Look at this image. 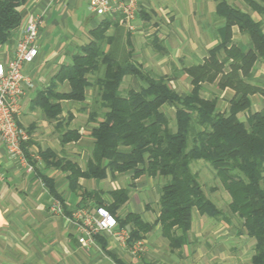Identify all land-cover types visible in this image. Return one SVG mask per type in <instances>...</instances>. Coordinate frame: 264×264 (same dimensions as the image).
<instances>
[{
  "label": "crops",
  "instance_id": "obj_1",
  "mask_svg": "<svg viewBox=\"0 0 264 264\" xmlns=\"http://www.w3.org/2000/svg\"><path fill=\"white\" fill-rule=\"evenodd\" d=\"M221 1L137 0L134 30L129 31L120 23L119 16H114L108 18L113 24L107 35L115 37L114 47L119 54L129 52L131 61L141 70L166 76L170 87L183 97L192 89L191 78L185 70L202 65L209 52L222 42L224 21L216 12ZM224 1L249 15L254 22H261L264 32V16L253 11L243 0ZM82 5L89 17L84 21L85 29L77 33L70 26L71 21L77 20L76 12ZM21 14L20 26L11 31L6 43L0 44V62L12 55L19 29L36 16L42 17L38 57L25 70V75L33 83V88L22 101V110H28L29 115L23 116L21 110L22 115L18 118L19 124L30 131L26 150L36 170L27 171L3 148L0 149V171L4 176L0 182V264H251L253 247L250 256L245 258V246L239 249L236 244L237 220L229 213V223H226L194 210L189 243L179 250L169 248L159 226L139 240L143 243L142 251H134L137 241L130 240L128 227H118V230L127 232V240L116 232H102L94 237L93 244L88 243L82 230L81 216L94 215L99 206L94 198H84V193H99L103 201L101 207L107 209L111 203L109 192L127 188L133 183L127 202L117 209L114 217L122 219L127 214H136L143 222L154 224L158 216L159 187L156 189L153 183L148 182L152 178L140 177L132 182L131 174H124L108 175L103 180L80 179L79 190L73 192L67 180L68 172L47 167L38 153L51 150L56 159L76 163L84 169L93 145L91 129L102 120L105 109H100L95 76H90L91 85L85 91L83 102L60 101L62 112L59 119L64 122L63 128L76 130L79 135L77 141L62 145L56 122L47 121L40 109H31L30 103L37 91L49 85L61 66L71 64L79 48L90 42L89 32L104 18L90 13L87 0H24ZM231 43L246 50L249 40L237 27H232ZM104 50H109V46ZM252 77L264 79V63H255ZM128 89L140 91L141 83L133 76L125 77L120 91L125 93ZM58 90L66 92L69 87L63 83ZM89 91L91 95L87 96ZM232 95L230 89H218L217 80L213 84H202L201 96L204 99L218 98L217 106L221 112L228 110ZM251 103V111H259L255 108L256 103H260L257 96L251 97ZM163 110H171L174 115L175 108L166 104ZM35 113L39 114V123L30 120ZM244 115L241 113L238 117L242 119ZM24 123L28 125L24 127ZM67 123L68 126L65 125ZM34 155L39 159L34 160ZM43 177L51 180L63 200V204L60 203L62 214L52 211L56 199L49 193ZM92 181H107L110 186L97 190ZM239 237L243 242L248 238L246 234Z\"/></svg>",
  "mask_w": 264,
  "mask_h": 264
},
{
  "label": "trees",
  "instance_id": "obj_2",
  "mask_svg": "<svg viewBox=\"0 0 264 264\" xmlns=\"http://www.w3.org/2000/svg\"><path fill=\"white\" fill-rule=\"evenodd\" d=\"M243 1L264 16V0ZM23 4L24 0H0V44L6 43L11 31L20 26ZM216 12L224 21L222 42L209 52L202 65L185 70L192 89L183 97L170 87L166 76L141 70L131 61L129 52L119 54L114 47L115 37L107 35L113 22L102 19L89 32L90 42L79 48L70 65L60 67L49 85L37 91L30 103L31 109H40L47 121L56 122L62 145L77 141L78 132L63 128L64 122L59 119L60 101L83 102L91 85L89 77L95 76L100 109L105 112L91 129L93 145L85 168L56 159L51 150L38 155L47 167L69 173L67 180L73 192L79 190L80 179L103 180L108 175L124 174H131L132 182L140 177L163 179L154 224L143 222L136 214L116 220L118 227L129 228L133 242L159 226L172 251L189 243L194 210L229 223L228 215L205 196L197 174L192 172V163L205 162L213 168L229 197V214L241 220L243 233L253 240L251 264H264V86L252 77L255 63H264V32L261 22H254L224 0L217 5ZM232 27L248 37V49L231 43ZM105 46L109 50L105 51ZM128 76L139 80L140 91H120ZM216 80L218 89L233 92L224 112L218 109V98L201 96L202 84ZM63 83L69 87L66 92L58 90ZM255 95L263 100L259 111H251V97ZM166 104L175 108L174 129L163 110ZM241 113L247 115L245 120L238 117ZM28 143L22 149L34 166L26 150ZM42 179L49 193L63 204L51 180ZM131 186L133 183L109 192L111 203L107 210L113 216L127 202ZM84 194V198H94L97 206L103 205L99 193Z\"/></svg>",
  "mask_w": 264,
  "mask_h": 264
},
{
  "label": "built area",
  "instance_id": "obj_3",
  "mask_svg": "<svg viewBox=\"0 0 264 264\" xmlns=\"http://www.w3.org/2000/svg\"><path fill=\"white\" fill-rule=\"evenodd\" d=\"M88 10L99 18L119 16L120 23L129 31H133L137 16V0H87ZM42 17L36 16L32 21L19 29L12 55L0 62V149L16 160L27 171L34 172V166L27 160L22 146L29 141L27 131L19 126L18 118L22 110V101L33 88L30 78L25 75L28 66L38 57V40ZM34 160L39 159L37 155ZM4 176L0 171V182ZM52 211L62 214L60 202L55 200ZM82 230L89 244L94 243V237L102 232H116L129 238L123 229L118 230L116 218L104 207H97L94 215L81 216ZM143 243L137 241L134 251H142Z\"/></svg>",
  "mask_w": 264,
  "mask_h": 264
},
{
  "label": "rangeland",
  "instance_id": "obj_4",
  "mask_svg": "<svg viewBox=\"0 0 264 264\" xmlns=\"http://www.w3.org/2000/svg\"><path fill=\"white\" fill-rule=\"evenodd\" d=\"M256 1L261 2V0H256ZM76 13L78 15V17H76L77 20L71 21L72 26H70V27H71L72 31L79 33L85 29L86 23L84 21L89 17V13L87 12V10L85 9V7L83 5L78 8V11ZM64 29H65V27H64ZM71 30L68 28V32H70ZM42 43L44 45V40ZM254 80H255V82L257 81L258 84L264 86V79H258V80L254 79ZM123 94H125V93H123ZM90 95H91V91H89L87 93V96H90ZM255 96H257L259 101H260V103H256L255 108L260 110L262 108V105H263L262 97L259 95H255ZM164 112L170 118L171 128L174 129L173 112L171 110L170 111L168 110V112H166V111H164ZM22 114H23V116H25L26 114L29 115V111L26 109L24 110V108H23ZM38 116H39L38 113H35V115H31V118H32V119H30L31 122L39 123L40 121H38ZM246 116L247 115L245 114L244 117H242V120H245ZM27 125L28 124H26V123L23 124L24 127H26ZM83 162L85 164V160ZM191 169H192L193 173L197 174L205 196L213 204H215L217 208H219L222 212H224L225 214L228 215L229 211L227 209V205L229 203V197H228L226 191L224 190V188L222 187V185L220 184V182L218 181V179L215 177V172H214L213 168L209 164H206L205 162L198 161V162L192 163ZM120 176H124V175H120ZM141 179H146V178L144 177ZM117 182L119 185H121V187L122 186L124 187V184H122L121 182L119 183V181H117ZM148 182L153 183L154 187H156V189H157L158 187L160 188L163 185L164 180L159 179V178H153V179H148ZM92 183H94V189L101 190V191L105 190L106 187L108 189V187L110 186V184L107 183V181H92ZM128 183H129V180L126 182V184H128ZM235 218H236V220H237L236 222L239 226L237 229L238 234L236 237L238 238V241L236 244H238L237 245L238 248L245 246V248H246V250H245L246 257L245 258H248L252 252L253 240L247 238V239H245V242H243V239H241V237H239V236H242L244 234L243 230H242V226H241V220H239L237 217H235Z\"/></svg>",
  "mask_w": 264,
  "mask_h": 264
}]
</instances>
